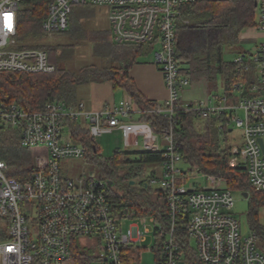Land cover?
<instances>
[{"label":"built area","instance_id":"1","mask_svg":"<svg viewBox=\"0 0 264 264\" xmlns=\"http://www.w3.org/2000/svg\"><path fill=\"white\" fill-rule=\"evenodd\" d=\"M23 0H0V72H54L46 50L19 49L18 11ZM197 0H53L42 22L53 37L70 25L74 5L108 6L110 40L116 44H154V63L160 67L168 98L141 108L130 95L118 104L90 111L83 102L50 101L30 111L0 96V133L14 136L25 149L37 150L22 181L0 156V216L9 224V239L0 241V264H59L71 255L74 239L87 240L95 255L92 264H142L139 243L153 232L155 264H264V252L253 231H244L231 211L234 192L226 180L205 174V187L187 186L188 163L175 146L180 113L225 119L226 127L242 130L238 147L248 181L264 191V41L249 60L234 62L250 72V81L233 85V94H215L199 103H182V91L191 84L180 73L177 22L181 6ZM13 14V26H4V14ZM257 25L264 31V0L257 4ZM244 113V117L239 115ZM155 114L166 119L156 132L136 115ZM86 121L95 140L120 130L126 148L162 153L160 176L147 185L160 189L165 200L160 217L119 207L107 194L109 183L96 172L77 177L62 173V162L86 158L66 123ZM67 130V131H66ZM66 131V134H65ZM197 171V170H194ZM199 172V171H197ZM131 220L127 229L123 221ZM152 225V228L148 224ZM94 238L97 241H94Z\"/></svg>","mask_w":264,"mask_h":264},{"label":"trees","instance_id":"2","mask_svg":"<svg viewBox=\"0 0 264 264\" xmlns=\"http://www.w3.org/2000/svg\"><path fill=\"white\" fill-rule=\"evenodd\" d=\"M53 0H23L18 11L17 39L19 49L38 48L47 51L49 61L55 65L54 72L26 73L18 71L0 72V96L16 102L30 110H41L47 102L64 100L78 103V88L93 82L110 81L115 89H123L143 109L151 106L149 100L138 89L130 76L131 67L140 57L148 56L154 44H116L107 38L96 45L94 54L107 58L104 65H85L78 71L68 69L67 62L73 57L74 43L48 41L42 30L49 4ZM259 0H197L181 6V17L177 22V50L180 73L191 83L202 80L216 87L222 76L225 93L233 94V85L250 81V72L234 61L226 59L227 47L239 42L242 31L255 27ZM88 7V6H87ZM74 10L70 15V25L56 38L73 34ZM54 36V37H55ZM246 60L251 55L240 52ZM248 57V58H247ZM180 122L175 128V146L190 165L191 170L212 174L226 180L232 191L248 192L247 220L250 231L258 239V247L264 252V225L260 221V209L264 207V191H257L248 181L247 169L241 159L238 147L224 144L229 132L224 118L212 115L205 119L202 129L198 128L196 117L200 115L180 113ZM139 120L151 123L160 133L166 119L155 115H141ZM74 140L86 150L85 160L94 166L100 178L109 183L107 194L119 207L134 208L139 214L160 217L165 200L160 189L147 185L156 176L147 173L149 163H159L162 153L148 150L127 151L117 149L112 157L100 154L95 140L90 135L88 125L81 121L67 122ZM14 140L16 141L15 143ZM37 150L22 148L12 135L0 133V156L11 166V174L20 181L31 170L32 158ZM135 183L132 184L131 181ZM9 239L8 221L0 216V241ZM93 251L83 249L74 239L71 255L59 264H92Z\"/></svg>","mask_w":264,"mask_h":264},{"label":"rangeland","instance_id":"3","mask_svg":"<svg viewBox=\"0 0 264 264\" xmlns=\"http://www.w3.org/2000/svg\"><path fill=\"white\" fill-rule=\"evenodd\" d=\"M88 6V7H87ZM75 19L73 20V24L76 25L73 27V34H68L63 37L56 38L47 36V40L49 41H61L63 43H74L75 51L73 57L67 62L68 69L72 71H78L85 65L90 64H97V65H104L107 62V58L98 56L94 54V49L96 45H101L109 36L111 35V23H110V8L108 6H92V5H74L73 6ZM244 44H240L239 42L233 46L227 47L225 51L226 59H230L234 61V55L237 54L239 51L244 49ZM153 52V51H152ZM140 61H148L151 62L154 59V53L149 54L146 57H142ZM147 59V60H146ZM84 88L85 85H82ZM223 78L219 77L216 87L209 84L207 81L202 80L199 82L191 83V86L186 88L184 91H187L189 94V99L195 103H199L201 100L205 99L209 95L215 94H222L223 93ZM80 87L78 88V92L80 93ZM184 92V96L186 93ZM241 117H244L243 112H239ZM204 117L199 116L196 117V122L199 129H202L205 124ZM233 130L230 132H224L222 138L227 136L228 142L222 139L223 145L230 144L236 147H240L243 144V136L242 130L237 127H231ZM67 131V130H66ZM65 131V134H66ZM16 141L14 140L13 143ZM95 143L99 149V152L104 157H112L114 152L117 149L133 151L134 149H129L124 146L123 138L121 133L117 130L113 133L104 134L99 136L95 139ZM139 150H145L142 146ZM33 158H32V165H33ZM182 169L188 172V181L187 186H197V187H205L208 185L206 175L201 172H197L191 170L190 165L188 163H180ZM62 173L67 177H77L81 175H87L90 172H98L96 168L90 165L86 160L81 158H70L68 160H64L62 162ZM155 171L157 176L161 174V166L159 163H149L147 165V173L150 174L151 172ZM235 197V206L231 209L234 213L236 218L241 223L242 229L244 231H249L248 227V220H247V212H248V205L249 199L245 197L243 192L241 191H233ZM132 223L131 220H124L123 221V228L127 229L130 224ZM150 228L152 225L148 224ZM153 232H151L148 237L139 243V247L142 251V264H155L154 263V253L151 251V248L154 246L155 242L153 239ZM96 242L97 239L94 238ZM78 244L85 250L93 251V258L95 255V249L91 247V244L82 239Z\"/></svg>","mask_w":264,"mask_h":264},{"label":"crops","instance_id":"4","mask_svg":"<svg viewBox=\"0 0 264 264\" xmlns=\"http://www.w3.org/2000/svg\"><path fill=\"white\" fill-rule=\"evenodd\" d=\"M263 41H264L263 30L255 27L246 28L244 31L241 32L239 36V43L241 45L244 44L245 48L239 51L234 56L236 57L240 55V52L244 54L246 53L247 55H251L254 52L255 48ZM141 58L142 57H140L138 59V62L131 67L130 76L136 82V85L138 89L141 91V93L144 94L149 100L158 103L165 102L166 99L168 98L169 93L166 88L163 73L160 67L154 63V59L153 61L148 62V61H140L142 60ZM190 86L191 84L188 87ZM82 87L83 86H80L81 89L80 93L78 92V102H83L85 104V108L90 111L101 110L108 104H118L126 95H128L123 89H115L113 83L110 81L93 82L91 84L85 85L84 88ZM184 90L182 91V96H181L182 103H192L193 101L189 99L190 98L189 94H187V91L185 92ZM184 92L186 93L185 96H184ZM223 93H225V88L223 89ZM209 97H212V95H209ZM209 97L207 96L205 99H208ZM140 116L141 115H136L135 119H139ZM78 121H81L86 125L88 124L86 121L82 119H79ZM66 128L70 129V127L68 126ZM230 130L232 131L233 129L230 128L229 132ZM117 131L121 133L120 130ZM260 221L264 225V207L260 209Z\"/></svg>","mask_w":264,"mask_h":264},{"label":"clouds","instance_id":"5","mask_svg":"<svg viewBox=\"0 0 264 264\" xmlns=\"http://www.w3.org/2000/svg\"><path fill=\"white\" fill-rule=\"evenodd\" d=\"M7 24H13V14L12 13L4 14V26Z\"/></svg>","mask_w":264,"mask_h":264},{"label":"water","instance_id":"6","mask_svg":"<svg viewBox=\"0 0 264 264\" xmlns=\"http://www.w3.org/2000/svg\"><path fill=\"white\" fill-rule=\"evenodd\" d=\"M230 131H231V130H230ZM131 183H132V184H134V183H135V181H134V180H132V181H131ZM243 194H244V196H245V197H248V195H249V193H248V192H245V193H243ZM180 264H184V263H183V262H181Z\"/></svg>","mask_w":264,"mask_h":264},{"label":"snow or ice","instance_id":"7","mask_svg":"<svg viewBox=\"0 0 264 264\" xmlns=\"http://www.w3.org/2000/svg\"><path fill=\"white\" fill-rule=\"evenodd\" d=\"M12 26H13V24H7V25H5V27L8 28L9 30L12 29Z\"/></svg>","mask_w":264,"mask_h":264}]
</instances>
